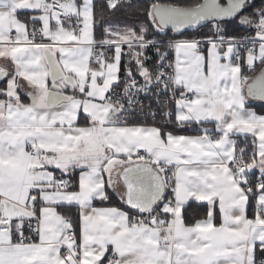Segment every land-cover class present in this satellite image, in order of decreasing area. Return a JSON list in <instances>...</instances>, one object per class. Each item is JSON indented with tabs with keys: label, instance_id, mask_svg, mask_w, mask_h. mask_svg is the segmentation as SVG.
Masks as SVG:
<instances>
[{
	"label": "snow or ice",
	"instance_id": "obj_1",
	"mask_svg": "<svg viewBox=\"0 0 264 264\" xmlns=\"http://www.w3.org/2000/svg\"><path fill=\"white\" fill-rule=\"evenodd\" d=\"M133 7L0 0V264H264V0Z\"/></svg>",
	"mask_w": 264,
	"mask_h": 264
},
{
	"label": "trees",
	"instance_id": "obj_2",
	"mask_svg": "<svg viewBox=\"0 0 264 264\" xmlns=\"http://www.w3.org/2000/svg\"><path fill=\"white\" fill-rule=\"evenodd\" d=\"M152 2H159L161 4H176V5H179V6H191L197 2H202V0H132V3L135 5V7H133L132 9L129 10V15L131 14H136L138 15L141 19H140V22H144V23H151L150 20H145L144 19V12H143V9L145 7H148L150 6V4ZM261 2V0H256V3L259 4ZM124 19V17L121 15V14H118L117 16H105L104 18V23L107 24L109 21L110 22H113V23H119V22H122ZM97 21H98V29H97V35L100 34L99 32V23H100V18L99 16L97 17ZM226 28H227V32H228V35L229 36H232V35H242L244 34L243 33V30L238 26V25H235V24H232V23H227L226 25ZM165 32L167 33L168 36H173L175 35L172 31H169V30H165ZM210 28L207 25H204L194 31H190V32H184V37L183 38H193V37H205V36H208L210 35ZM159 39H163L164 36L163 34H161L160 37H158ZM245 71V69H244ZM246 72V71H245ZM257 74V72H249V74ZM4 82H2L0 84V87H3ZM253 107L255 108V110L258 112V113H263L264 114V106H261V105H253ZM138 121H141V122H147L148 124H151L152 123V120L151 119H148V118H140V117H137ZM114 203L115 204H119V201L118 199H116L114 197ZM198 211V213H197ZM205 210L203 208H197L196 205L193 206V209L190 210L188 213H186V222H189V223H192L193 222V219L196 218V219H199L201 217H203V212ZM73 214H75V210H73Z\"/></svg>",
	"mask_w": 264,
	"mask_h": 264
},
{
	"label": "crops",
	"instance_id": "obj_3",
	"mask_svg": "<svg viewBox=\"0 0 264 264\" xmlns=\"http://www.w3.org/2000/svg\"><path fill=\"white\" fill-rule=\"evenodd\" d=\"M245 71H246L245 74H247V75H249V76H255V75H258V74H259V66H257V70H256V71H257V74H255V75H254L253 73H252V74H249V72L247 71L246 68H245ZM3 84H4V83H3ZM249 103H250V106L252 107L253 110H255V108L253 107V105H261V106H264V103H262V102L250 101ZM255 111H256V110H255ZM256 112H257V111H256ZM257 113H258V112H257ZM258 114H263V113H258ZM189 134H194V133H191V132H190ZM197 213H198V211H197ZM202 218H204V216L201 217V218H199V219H202ZM188 223H189V222H188Z\"/></svg>",
	"mask_w": 264,
	"mask_h": 264
},
{
	"label": "water",
	"instance_id": "obj_4",
	"mask_svg": "<svg viewBox=\"0 0 264 264\" xmlns=\"http://www.w3.org/2000/svg\"><path fill=\"white\" fill-rule=\"evenodd\" d=\"M221 3H222V4L227 3V0H221ZM204 25H207V23H204V24H202V25H200V26H197V29L200 28V27H202V26H204ZM165 30H169V31H171V28L169 27L168 29H165ZM182 31H183V33H184V32L194 31V29L189 28V29H184V30H182ZM175 35H176V34H175ZM2 82H3V81H0V84H1Z\"/></svg>",
	"mask_w": 264,
	"mask_h": 264
},
{
	"label": "built area",
	"instance_id": "obj_5",
	"mask_svg": "<svg viewBox=\"0 0 264 264\" xmlns=\"http://www.w3.org/2000/svg\"><path fill=\"white\" fill-rule=\"evenodd\" d=\"M171 107L173 108V110H174V105H171ZM153 110L154 111H156L157 109H156V105L153 103ZM140 118H148V119H151V116L150 115H146V116H144V117H140Z\"/></svg>",
	"mask_w": 264,
	"mask_h": 264
},
{
	"label": "rangeland",
	"instance_id": "obj_6",
	"mask_svg": "<svg viewBox=\"0 0 264 264\" xmlns=\"http://www.w3.org/2000/svg\"><path fill=\"white\" fill-rule=\"evenodd\" d=\"M226 5V3H224ZM257 72V71H256Z\"/></svg>",
	"mask_w": 264,
	"mask_h": 264
}]
</instances>
